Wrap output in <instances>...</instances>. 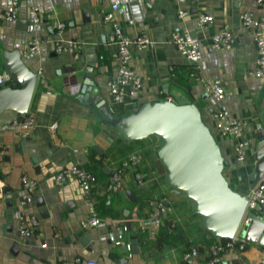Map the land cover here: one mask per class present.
<instances>
[{
  "label": "crops",
  "instance_id": "crops-1",
  "mask_svg": "<svg viewBox=\"0 0 264 264\" xmlns=\"http://www.w3.org/2000/svg\"><path fill=\"white\" fill-rule=\"evenodd\" d=\"M12 1L0 0V10ZM17 1L15 18L0 23V58L4 51L17 50L21 54L32 36L38 37L41 44L37 57L23 59L38 73L26 113L33 117L34 127L25 136L0 130V264H170L180 261L190 247L202 249L214 241L216 238L203 227V217L194 213V202L168 184L167 170L157 157L162 141L155 135L148 136L155 140L154 144L139 148L143 156L138 169L142 182L138 183L129 170L120 191L104 192L124 158L115 150H107L120 142L128 155L136 150L135 144L148 137L133 144L125 141L113 126L103 124L99 108L80 88L85 79L92 81L105 98V105L113 108V116L119 117L159 99H190L228 162L224 177L233 190L245 194L252 185L249 176L254 169L258 132L264 135V77L253 74L255 29L243 26L239 15L249 12L257 17L263 14L262 8L253 0ZM113 5H117L115 10ZM32 6L39 11L37 23L29 18ZM179 10L188 14L180 18ZM107 11L114 12L128 35L151 38V44L134 50L130 59L131 68L141 78L138 94L129 95L120 103H114L108 94L107 84L117 74L118 62L108 43L110 25L103 18ZM200 15L209 16L202 26L197 23ZM53 20L65 22L62 38L81 41L80 51L55 52ZM225 26L233 32L229 45L212 48V37ZM183 28L199 38L201 57L197 63L187 60L172 41L173 32ZM199 76L221 80L225 96L219 105L248 121L244 138L249 145L242 161L235 159L236 140L217 129L213 115L217 104L206 93ZM19 118L12 110L0 112V126ZM73 164H80L93 175L91 197L105 227L82 226L88 215L87 196L75 177L61 175ZM23 176L37 180L33 192L22 186ZM260 182L264 183V175ZM161 195L169 197L174 211L164 219L159 234L148 239L140 230L147 213L146 201ZM32 215L38 217L39 226L33 235L24 238L19 234V224ZM123 225L128 227L125 244L116 246L109 234ZM83 236L87 237V244L82 241ZM126 244L130 245L129 251ZM222 264H264V249L249 242L245 251L225 252Z\"/></svg>",
  "mask_w": 264,
  "mask_h": 264
},
{
  "label": "built area",
  "instance_id": "built-area-1",
  "mask_svg": "<svg viewBox=\"0 0 264 264\" xmlns=\"http://www.w3.org/2000/svg\"><path fill=\"white\" fill-rule=\"evenodd\" d=\"M182 2L183 0H178ZM263 10V14L257 17L249 12H242L239 19L243 26L254 27V44L256 50V67L253 74L258 77H264V0H253ZM113 10L117 5L112 6ZM18 10V1L13 0L11 4L3 10H0V23L12 21ZM188 14L186 10H179L178 16L185 17ZM29 18L37 23L40 21L38 8L30 7ZM103 18L109 22L108 43L113 47V57L118 62L117 74L108 81V94L114 103L122 102L127 96H135L141 87V78L135 73L130 66V59L134 50H142L151 44V38L148 35L130 36L125 33L116 20L113 11L104 13ZM209 19L207 15H200L197 19L199 26L205 24ZM52 29L55 35L54 50L56 53H77L81 50L83 43L76 39H63L62 34L65 29V22L61 20L52 21ZM172 41L176 45L178 51L190 62L197 63L201 57L199 48V38L191 34L187 29H179L173 32ZM233 38L232 30L225 26L221 28L213 37L211 42L212 48H220L228 46ZM41 40L32 36L26 45V48L21 52V58L30 60L37 57L40 53ZM199 80L203 83L206 93L217 104L213 110V115L216 119V127L223 135H229L236 140L234 146L235 159L242 161L244 159V150L249 143L244 138V130L248 121L231 115L227 110L221 108L219 103L225 96L223 83L219 79H207L199 76ZM9 75L0 70V88L10 83ZM34 127L33 117L28 114L24 115L22 120L14 119L0 126V130L15 131L22 136L28 135ZM53 128L56 124L52 125ZM143 164V156L139 150L130 152L124 157L115 171L111 174L109 181L106 183L104 192L116 193L121 190L123 177L126 171L134 173L135 180L138 183L142 182V177L138 169ZM61 175L75 177L78 180L81 192L87 196L88 215L82 221V226L87 227H105L106 222L103 220L95 207V201L92 199V184L93 175L80 164H73L63 170ZM37 180L28 176H23L21 179L22 186L29 192H33L37 187ZM246 209L245 212H253L257 217H264V183L258 182L255 186L249 189L246 194ZM147 213L140 224V230L144 232L148 239H154L160 232L164 219L169 216L174 207L167 195H161L149 198L146 201ZM248 221L244 217V221ZM39 226V219L35 215L28 218L19 224V234L24 237L33 235ZM128 231V227L123 225L117 227L115 232H110L109 240L116 246L124 245V234ZM249 241L239 233L232 238L222 239L216 238L214 241L204 245L202 251L199 247L192 246L182 254L180 261L170 264H190L196 261L197 264H222L223 255L228 250L238 252L245 251ZM126 249L130 250V245H125ZM87 264H99L95 261H88Z\"/></svg>",
  "mask_w": 264,
  "mask_h": 264
},
{
  "label": "water",
  "instance_id": "water-1",
  "mask_svg": "<svg viewBox=\"0 0 264 264\" xmlns=\"http://www.w3.org/2000/svg\"><path fill=\"white\" fill-rule=\"evenodd\" d=\"M0 59V67L11 80L0 88V112L12 110L21 121V115L29 111L38 73L26 65L17 50L4 51ZM80 92L89 94V101H94L99 108L103 124L113 126L125 141H138L150 135L162 141L157 157L167 170L168 184L194 202V213L203 217V227L212 237L229 239L239 233L264 249V217L245 212L247 193L240 194L230 187L223 175L228 162L190 99L181 97L175 102L159 99L145 103L135 113L119 117L113 116V108L105 105L99 88L89 79H85ZM96 150L103 154L100 147ZM254 159V169L249 176L251 188L264 175V135L261 132L257 135ZM126 195L131 198L129 191ZM244 217L248 221L243 222ZM82 241L87 244V237L83 236Z\"/></svg>",
  "mask_w": 264,
  "mask_h": 264
},
{
  "label": "trees",
  "instance_id": "trees-1",
  "mask_svg": "<svg viewBox=\"0 0 264 264\" xmlns=\"http://www.w3.org/2000/svg\"><path fill=\"white\" fill-rule=\"evenodd\" d=\"M140 141V140H139ZM141 142V141H140ZM131 144H133V143H135V141H131L130 142ZM137 143V142H136ZM120 147V148H119ZM126 146H124L122 143H120V142H115L108 150H107V153L109 152H112V151H116L117 153H120L121 155H122V157L124 156H126L127 155V148H125ZM93 151H94V149H93ZM130 151V150H129ZM143 154H144V152H143ZM212 237V236H211Z\"/></svg>",
  "mask_w": 264,
  "mask_h": 264
},
{
  "label": "rangeland",
  "instance_id": "rangeland-1",
  "mask_svg": "<svg viewBox=\"0 0 264 264\" xmlns=\"http://www.w3.org/2000/svg\"><path fill=\"white\" fill-rule=\"evenodd\" d=\"M155 140L152 137H148L145 140H143V142H138L137 144H135V146H133V149L139 150V148L145 146V145H151L154 144ZM158 146V144H157Z\"/></svg>",
  "mask_w": 264,
  "mask_h": 264
}]
</instances>
